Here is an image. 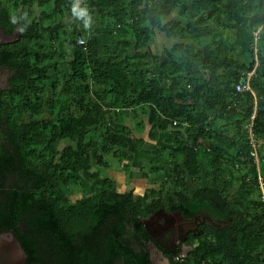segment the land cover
Segmentation results:
<instances>
[{
	"label": "trees",
	"instance_id": "obj_1",
	"mask_svg": "<svg viewBox=\"0 0 264 264\" xmlns=\"http://www.w3.org/2000/svg\"><path fill=\"white\" fill-rule=\"evenodd\" d=\"M73 3L0 0L1 27H23L0 45V66L12 71L0 89V232H15L25 264H114L117 257L150 264L148 253L129 246L133 232L147 234L143 217L159 207L185 217L207 210L230 218V226L208 229L209 239L199 237L173 264H264V200L253 198L264 190V53L251 91L238 92L255 57L237 60L225 34L248 19L247 32L264 38V0H80L91 17L87 27L72 14ZM66 13L78 18L70 33L61 21ZM157 30L171 41L159 75L144 50ZM79 36H87L86 46ZM127 116L136 131L148 123L147 137L125 124ZM129 139L138 149L157 141L154 153L171 161L184 156L149 190L151 199L121 191L115 178L94 170L108 167L106 155L129 166ZM253 151L259 175L248 170L256 167ZM232 175L239 184L233 193ZM80 177L92 193L72 201L65 187L80 185Z\"/></svg>",
	"mask_w": 264,
	"mask_h": 264
},
{
	"label": "rangeland",
	"instance_id": "obj_2",
	"mask_svg": "<svg viewBox=\"0 0 264 264\" xmlns=\"http://www.w3.org/2000/svg\"><path fill=\"white\" fill-rule=\"evenodd\" d=\"M35 11L39 12L37 6L35 7ZM172 18H176V13H172ZM78 18H72L68 13L64 14L62 16L61 21L64 24H67V30L68 33H70L71 27L69 24ZM248 20V19H247ZM244 25H241L237 27L236 29H233L231 31H226V36L228 37L229 41L238 48V56L237 60L245 61L248 63H251L253 60V55L256 58L258 56V51H261L264 53V38L259 36L260 42L258 39V50L257 52L254 51L252 48V35H250L246 30V23ZM260 35V32H259ZM251 42V43H250ZM171 43L170 40H168L164 33L157 30L156 38L154 40V43L148 46L147 49L152 54L155 63H154V70L157 72V75L161 72V69L159 67L160 61L165 59V47L169 46ZM60 49L63 53L67 52L66 46H63V43H60ZM253 50L252 58L251 55H249V51ZM59 64L63 70L68 69V64L66 60L63 61V59H60ZM8 73H12L8 69L1 68L0 69V84L2 89L8 88L6 85V79L8 77ZM50 96V95H49ZM145 122L147 123L146 118H144ZM125 124L129 125L131 128L134 129L133 125L135 122L131 119L130 116H127L124 118ZM247 126V125H246ZM245 126V127H246ZM149 125L147 123L146 128L144 132H139L134 129V133L140 138V137H147L146 132L148 131ZM233 133V129L230 131ZM240 137V136H239ZM130 141V147L127 149L130 156H133V159L129 161V166H125V162L128 161H122L118 158L114 157L113 155H106L105 160L108 162V167H104L102 165L98 166L95 165L94 170H98L100 172H103L107 174L108 176H112L116 179L118 182V187L121 191L124 190H134L135 195L139 196L142 195L147 199H151L148 195L150 193L151 188H159L162 186V181H167L171 176V171L173 170L174 166L181 163L184 159V156L182 154H177L175 159L173 161L170 160V158L167 155H157L153 151V147L156 146L157 141H152L150 139H147L144 146L141 149H138L129 139ZM161 142V141H158ZM65 144V143H64ZM63 144V145H64ZM164 143H160L158 147L160 148ZM228 154L235 158V151L231 150L228 152ZM236 166L239 164L237 162ZM248 170L254 174L256 171H258V168L253 166H248ZM260 170V169H259ZM262 170V168H261ZM129 172V173H127ZM206 168L203 169L202 173V179L201 182L204 184L207 183V179L205 177ZM243 172V169H242ZM236 175H232V187H231V193L237 191L239 184H237L236 181ZM189 184L191 188H195V185L193 181L188 178ZM262 181V180H261ZM170 181H168L167 186L169 185ZM263 190V189H262ZM66 194L70 197L72 201L81 198L83 195H90L92 193L91 185L90 183L80 177V185L78 186H69L65 187ZM238 193H240V190H238ZM262 194V197L264 198V190L263 193H254L253 198L257 199Z\"/></svg>",
	"mask_w": 264,
	"mask_h": 264
},
{
	"label": "flooded vegetation",
	"instance_id": "obj_3",
	"mask_svg": "<svg viewBox=\"0 0 264 264\" xmlns=\"http://www.w3.org/2000/svg\"><path fill=\"white\" fill-rule=\"evenodd\" d=\"M20 34L21 30L19 28H15L12 33H7L0 25V45L15 41L19 38ZM1 68L10 70L3 65L0 66V69ZM8 74L6 79L7 86L12 73ZM0 89H2L1 84ZM8 187L9 185H7V188ZM203 211L192 217H185L178 210H169L162 207L156 208L147 217H143L142 221L145 229V220H150L153 223L152 226L158 228L156 236L158 241H155V238H153L147 230L146 235H138L133 232V236L129 239V246L137 255L141 254V248L148 253V261L150 264H173L174 260L182 261L194 251L199 237L209 239L211 233L208 229H212L213 231H225L228 226H230V218H228V220L224 218L221 219L208 212L212 219L219 223L218 227H212L211 222L206 219L204 215H201ZM178 213H181L183 218L178 216ZM197 215H200L198 219H196ZM202 220L205 222L200 223ZM197 223H199L201 234L195 233H198L196 227ZM181 238H183V240H181ZM132 257L136 258L135 256ZM114 264H128V262L126 258L117 257Z\"/></svg>",
	"mask_w": 264,
	"mask_h": 264
},
{
	"label": "water",
	"instance_id": "obj_4",
	"mask_svg": "<svg viewBox=\"0 0 264 264\" xmlns=\"http://www.w3.org/2000/svg\"><path fill=\"white\" fill-rule=\"evenodd\" d=\"M178 216H182L181 213L177 214ZM201 215H204L206 219L211 222L212 227H218L219 223L214 221L208 211H203ZM200 215H197L196 219L199 218ZM205 221L202 220L200 223H204ZM220 222V220H219ZM145 227L146 230L151 234L155 241H158L157 232L158 228H154L152 226V222L150 220H145ZM198 233L201 234V230L199 227V223H197ZM200 232V233H199ZM183 240V238H181ZM186 253V251H185ZM27 259V253L23 248L20 241L17 239L15 232L13 230H8L5 232H0V264H25Z\"/></svg>",
	"mask_w": 264,
	"mask_h": 264
},
{
	"label": "built area",
	"instance_id": "obj_5",
	"mask_svg": "<svg viewBox=\"0 0 264 264\" xmlns=\"http://www.w3.org/2000/svg\"><path fill=\"white\" fill-rule=\"evenodd\" d=\"M259 30H257L256 32H254L253 34V41H252V48L254 49L255 52H257L259 46H258V39H259ZM77 43L79 45H84L86 46L87 43H88V38L87 36H79L77 38ZM260 62L258 60V57L256 56L255 58V61H254V64H253V69L248 71L246 75H244L240 80L239 82L236 84V90L238 92H249L251 91V80H252V77L256 74V71H257V68L259 66ZM251 127H252V124H248L246 126V128H248L250 131H251ZM252 134V133H251ZM250 138H251V141L252 143H254V137H253V134L250 135ZM251 155L254 157V161L256 163V168H258V175L260 174V170H259V164H260V159L256 153V151H253L251 152Z\"/></svg>",
	"mask_w": 264,
	"mask_h": 264
},
{
	"label": "clouds",
	"instance_id": "obj_6",
	"mask_svg": "<svg viewBox=\"0 0 264 264\" xmlns=\"http://www.w3.org/2000/svg\"><path fill=\"white\" fill-rule=\"evenodd\" d=\"M72 14L75 17L82 18L84 25L87 27L91 23V17L89 15V11L87 7H82L80 4V0H75V3L72 5ZM12 22L16 23L17 22V17L13 16L12 17ZM21 30H23V27H21Z\"/></svg>",
	"mask_w": 264,
	"mask_h": 264
},
{
	"label": "crops",
	"instance_id": "obj_7",
	"mask_svg": "<svg viewBox=\"0 0 264 264\" xmlns=\"http://www.w3.org/2000/svg\"><path fill=\"white\" fill-rule=\"evenodd\" d=\"M251 39H252V41H253V37H251ZM251 43V42H250ZM259 169H260V167H259ZM256 173L258 174V171H256Z\"/></svg>",
	"mask_w": 264,
	"mask_h": 264
}]
</instances>
